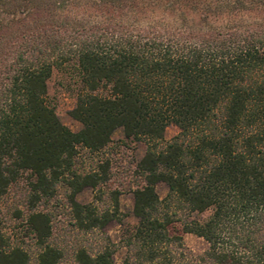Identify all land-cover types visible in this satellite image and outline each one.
Here are the masks:
<instances>
[{"label":"trees","instance_id":"obj_1","mask_svg":"<svg viewBox=\"0 0 264 264\" xmlns=\"http://www.w3.org/2000/svg\"><path fill=\"white\" fill-rule=\"evenodd\" d=\"M66 65L81 80L75 132L46 98L52 71ZM171 124L179 132L164 142ZM117 129L146 141L121 264H264V0H0V199L27 182L36 264L63 258L36 209L60 181L79 230L115 219L117 193L113 212L76 200L109 180V163L73 166L78 148L100 151ZM185 233L207 248L194 255ZM114 252L106 237L96 251L74 250V261L116 264ZM0 264H29L1 223Z\"/></svg>","mask_w":264,"mask_h":264},{"label":"rangeland","instance_id":"obj_2","mask_svg":"<svg viewBox=\"0 0 264 264\" xmlns=\"http://www.w3.org/2000/svg\"><path fill=\"white\" fill-rule=\"evenodd\" d=\"M81 88V80L73 65H66L54 69L47 81V101L53 107L62 124L72 131H78L81 124L70 117L69 111L75 106L76 95ZM179 132L171 124L164 131L163 141L169 142ZM146 141L144 139H126L121 129H117L111 136L110 143L100 151H90L83 147L78 148V155L74 160L73 170L77 173H87L95 170L100 163H109V180L96 188L87 187L76 195L81 204H92L99 212L110 211L112 197L118 195V212L115 219L102 229L84 232L75 226L68 204V188L65 183L59 182L52 197L37 203L36 209L46 213L52 226V235L49 243L63 250L61 264H77L74 261V250L84 247L89 251H96L105 243L106 237L114 248L113 259L121 264L126 256V249L122 245L133 230L136 219L132 215V191L141 183V179L134 174L135 164L144 155ZM160 199L167 195V188L163 183L156 186ZM28 187L25 180L13 185L9 192L0 199L1 233L5 244L9 247L18 246L29 255V264H36V257L40 248L36 245L33 234L29 231L26 219L30 211L28 203ZM204 214L203 216H206ZM176 217H178V212ZM192 218L199 215L192 214ZM181 225L174 221L170 233L178 235ZM184 246L194 255L201 254L207 243L194 234L182 235ZM178 249L174 248V252ZM178 256V253H176Z\"/></svg>","mask_w":264,"mask_h":264}]
</instances>
